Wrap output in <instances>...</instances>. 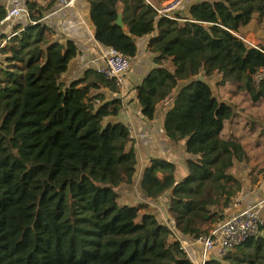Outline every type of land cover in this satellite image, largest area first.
<instances>
[{
  "label": "trees",
  "instance_id": "trees-1",
  "mask_svg": "<svg viewBox=\"0 0 264 264\" xmlns=\"http://www.w3.org/2000/svg\"><path fill=\"white\" fill-rule=\"evenodd\" d=\"M85 1L104 47L133 60L137 42L150 37L141 53L155 67L136 100L127 82V104L141 117L136 125L149 129L160 107L171 104L154 125L168 155L179 159L178 148L184 150L185 172L165 158L149 161L140 135L139 152L114 81L95 68L63 82L79 50L73 41L53 40L44 19L55 1L43 7L27 0L31 22L15 26L0 51V264H192L149 204L121 206L120 194L126 187L133 197L143 163L138 192L153 204L165 197L166 217L188 240L220 226L230 206L254 205L239 200L246 181L233 170L249 161L256 138L248 133L257 123L234 99L264 105V47L241 39L256 18L264 22V0H192L177 20L160 18L148 3L168 0ZM5 16L0 8V20ZM200 76L214 78L218 93ZM242 116L253 121L238 130ZM260 174L263 168L247 181L251 192ZM206 264H264V227L226 256L210 254Z\"/></svg>",
  "mask_w": 264,
  "mask_h": 264
},
{
  "label": "crops",
  "instance_id": "crops-1",
  "mask_svg": "<svg viewBox=\"0 0 264 264\" xmlns=\"http://www.w3.org/2000/svg\"><path fill=\"white\" fill-rule=\"evenodd\" d=\"M36 1L38 4H40L43 7L55 1L54 7L45 15V19H44L46 25L54 32L53 40L58 42H64L66 40L73 41L77 49L79 50L78 57L71 62L67 73L63 76L62 78L63 82L66 84H70L74 81L83 79L87 71L96 70L95 65L97 63H100V55L96 44L97 40L94 38L95 32L90 19L89 4L85 0H76L75 7H70V6H65L59 0H36ZM26 2L27 0H0V8L3 9L7 15L9 10H11L12 7H14L15 5H20L21 7L27 9L25 5ZM190 2H192V0H183V7L181 8V13H183L186 10L187 4L189 5ZM29 17L27 15H23L19 17L16 21H14L12 26L7 27L3 31V35L1 36V41H6V45H7V41L13 35L14 27L28 26L29 23L31 22ZM255 26L257 28H261L260 25H255ZM244 35L247 37H251L253 39L255 38V35L259 37V34L257 32H253V30L246 31ZM149 38L150 37H146L137 42L139 47V53L138 56L135 59H133L132 71L127 75V81L131 89L130 90L131 96L134 100H136L137 97V91H136L137 86H139L142 83V80L148 74V72L155 67V64L153 62L154 58L153 59L149 58L148 56L143 55L141 53V51L146 52L145 51L146 44ZM246 41L249 45L255 48H257V46L259 45L264 47V39L261 40V42L256 46L253 45L251 42H249L247 39ZM133 105L138 106L137 102L134 101H133ZM170 108H171V104L163 105L160 107L159 109V114L161 115L160 121L163 120L164 115ZM135 117L141 118L138 113H135ZM155 123L156 120L154 123H152V125H149L150 129L147 127V123L145 122L143 123V125L141 123L137 124L138 132L141 137V142L145 143L149 147V149L144 148L145 151L147 150L145 152L147 158L148 159L149 157H154L155 159L167 158L169 162L176 163L175 160H173L175 159L174 158L175 153H173L172 155L167 154L165 137L162 133V128L158 129V127L154 125ZM179 148L181 151L184 152L182 147ZM243 186H244L243 192L240 197L241 203L243 205L249 204L250 206L254 204L252 207H254L255 204L257 205L261 203L262 204L261 212H264V179L261 184H256V186L258 187H256L253 192L250 191L249 189L250 185L248 186L247 182H245ZM130 199L134 202L133 197L130 196ZM163 203L166 206L167 202L163 200ZM238 207L241 208V204H238Z\"/></svg>",
  "mask_w": 264,
  "mask_h": 264
},
{
  "label": "built area",
  "instance_id": "built-area-1",
  "mask_svg": "<svg viewBox=\"0 0 264 264\" xmlns=\"http://www.w3.org/2000/svg\"><path fill=\"white\" fill-rule=\"evenodd\" d=\"M59 1L65 6L70 7H75L76 4V0ZM148 3L156 11L160 18L164 17L171 20H177L175 14L183 7V0H168L160 6L155 5L150 1H148ZM190 12L191 9H188V13ZM23 15H27L29 17L28 10L20 5H15L11 10H9L6 17L0 20V51L6 45V41H1L3 31L7 27L12 26L13 22ZM241 39L247 43L246 39L242 37ZM96 44L100 55V63H97L95 68L99 74L105 76L108 80L115 82L118 91V98L120 99L123 109V121L126 123L130 131V139L133 143H135L139 152H141L139 132L134 119L135 114L127 104V74L133 69V60L114 48L104 47L97 41ZM260 76H264V69L260 71ZM143 169L144 166L142 163L135 187L136 198L142 203L149 204L159 214L164 224L169 228L175 237V240L179 243L180 249L186 254L192 264H206L210 254H213L218 258L226 256L230 250L248 242L253 235L259 232L261 227H264V217L261 215V203L241 211L235 205L234 207L230 206L227 208V218L220 226H217L207 235L188 240L186 237L179 235L174 230L173 226L166 217L164 210L166 206L163 202H161V204H153L141 197L137 187ZM192 248H197L199 250L196 261L189 253V249Z\"/></svg>",
  "mask_w": 264,
  "mask_h": 264
},
{
  "label": "rangeland",
  "instance_id": "rangeland-1",
  "mask_svg": "<svg viewBox=\"0 0 264 264\" xmlns=\"http://www.w3.org/2000/svg\"><path fill=\"white\" fill-rule=\"evenodd\" d=\"M259 20L261 23L258 21V18H256L253 21V24H251L241 34L242 38L245 37L249 42H251L255 46L257 44H259L261 42V40L264 39V22H262L263 20H261V19H259ZM255 25H260L261 28H257ZM248 30H253V32H257L259 34V37H257L255 35V38L253 39L251 37L245 36L244 33ZM213 81H214V78H211V80L209 82L214 84ZM216 93H218V91H216ZM220 96L225 101L230 99L228 92L226 90H223V89L220 90ZM234 101H236L238 104L240 103V107L246 109L245 113L248 116H252L254 118V120H256L254 122L257 123V131L255 132V134L248 133L251 137L256 138V140L254 142L255 147L248 146V149H247L248 155H249V161L246 163L237 164L235 169L233 170V173L235 176H237L241 180H245L247 182V181L251 180V176L257 175V173L261 170V168L264 169V141L263 140L259 141L258 135H257L259 133V131L262 130L261 127L264 129V121L262 118L264 116V105L259 107V108H252V107H250V105L246 99H240V97L237 99H234ZM160 118H161V115L158 114L156 121H160ZM247 118H249V117H246V116L239 117L241 125L238 127V130H240L242 124H244V120H250ZM250 121H253V120H250ZM236 129H237V124H234V125L229 126L227 130L230 133H233V132H235ZM245 141L248 142L247 139ZM177 154L180 158L179 159L175 158L173 160H175L176 165L178 166V172L180 173V175H183L185 172V162H186L187 157L185 156L183 151L179 150V148H178ZM165 159H167V158H165ZM263 179H264V174L263 175L260 174L258 176L259 183H257V184H261ZM256 187H258V186H256ZM133 200H134V202L130 199L129 194L126 193V187H124V189L122 190V192L120 194L119 204H121V206H124V205L137 206L139 203H141L136 198L135 189L133 192ZM163 200L165 202L168 201L165 197L162 198L161 202H163ZM239 200H241V198ZM236 206L238 207V204H236ZM261 215L264 217V212H261ZM189 253L191 254L192 258L196 261L197 256L199 254V250L197 248H192V249H189Z\"/></svg>",
  "mask_w": 264,
  "mask_h": 264
},
{
  "label": "water",
  "instance_id": "water-1",
  "mask_svg": "<svg viewBox=\"0 0 264 264\" xmlns=\"http://www.w3.org/2000/svg\"><path fill=\"white\" fill-rule=\"evenodd\" d=\"M117 25L120 26V27H124L123 25V21H122V17L120 16L118 21H117ZM167 69H169V67H167ZM198 81L199 82H202L206 85H208V87L212 90V91H215V86L214 84H212L211 82H209V80L205 77V76H200L198 78Z\"/></svg>",
  "mask_w": 264,
  "mask_h": 264
}]
</instances>
